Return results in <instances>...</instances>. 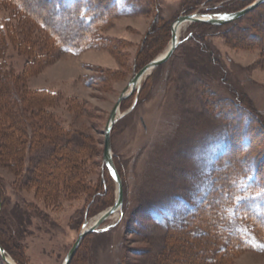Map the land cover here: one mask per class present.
I'll return each mask as SVG.
<instances>
[{
	"label": "rangeland",
	"instance_id": "obj_1",
	"mask_svg": "<svg viewBox=\"0 0 264 264\" xmlns=\"http://www.w3.org/2000/svg\"><path fill=\"white\" fill-rule=\"evenodd\" d=\"M213 2L119 0V15L99 33L106 47L82 54L55 48L40 28L0 9L5 25L0 90L7 86L21 98L12 109L22 118L23 132L33 123L49 136L32 147L26 144L18 164L0 158V237L15 245L14 253L26 264H63L84 225L114 206L118 187L103 159L107 123L139 69L169 49L174 21L192 9L226 6L222 11H230L255 0ZM42 3L50 8V1ZM32 6L33 12L44 13ZM166 21L171 23L169 33ZM194 24L184 25L180 41ZM229 24L206 29L201 43L197 32L180 43L122 103L124 117L112 131L122 209L84 239L71 264H264V245L256 239L250 240L251 250L227 256L229 251L219 249L206 255L211 238L203 224L177 236L168 230L172 224L186 226L206 198L235 122L240 134L248 127L256 132L253 155L264 164V3L225 33ZM24 42L33 50L22 46ZM93 76L103 80L91 84ZM41 90L55 94H43L41 104L27 103ZM251 113L260 121L252 120ZM6 115L1 108L0 119ZM53 135L60 138L59 145L78 151L76 171L58 176L56 193L32 180L37 165L52 153ZM215 221L213 217L207 223ZM212 257L215 263L209 262Z\"/></svg>",
	"mask_w": 264,
	"mask_h": 264
},
{
	"label": "trees",
	"instance_id": "obj_2",
	"mask_svg": "<svg viewBox=\"0 0 264 264\" xmlns=\"http://www.w3.org/2000/svg\"><path fill=\"white\" fill-rule=\"evenodd\" d=\"M45 1L51 2L50 8H47V5L43 4L42 0H35V3L31 0H0V9L10 11L11 16L13 15L17 20L19 19L24 25L30 23L36 29L40 28L57 49L82 54L100 46L106 47L103 40L99 38V33L119 15V0ZM213 1V5H216L215 0ZM32 5L42 9L44 13L33 12L31 10ZM225 7L211 6V8L207 7L208 9H202L200 12H203V14L235 13L246 8L242 6V8L237 10L222 11ZM193 12L195 10L192 9V11L187 13L192 14ZM1 14L0 45L4 46L5 34L3 30H5V25L2 24L4 18L1 17ZM242 19L227 25L228 28H226L225 33L231 32L232 29L234 30ZM11 20L12 18H8V22ZM164 24H167L169 33L171 31V23L166 21ZM213 27L217 28L219 26L207 23L194 24L192 27L193 32L184 38L181 43L187 42L196 32V39L201 43L206 29ZM164 29H166V26L155 28L151 35ZM197 30H202L203 33L199 35ZM24 45L26 48L32 49L31 44L24 42L22 46ZM147 48H149V45ZM32 52H27L30 54L31 59L34 57ZM200 52L201 54L204 53L205 49H200ZM101 77H91V84L102 81L103 78ZM38 93L41 95H30L27 103L41 104L44 100L43 94L46 93L53 96L55 94L48 90H41ZM20 99L17 92L15 90L9 91L7 86L0 90V109L3 108L8 111V115H6L8 121H4L6 117L0 119V158L10 163V165L12 160H15L17 164L22 161V154L25 147H27L26 144L29 145L28 147H32L34 145L31 144H39L37 140H43L42 137H49L41 126L33 123L27 128V131L24 129L26 134H23V128L21 127L22 118L20 115L15 114L12 109L13 103L16 100L21 101ZM254 114L251 113L252 120L260 121L258 115ZM24 121H26V117H24ZM28 122L30 123V121ZM239 127L240 125L235 122L229 128L227 146L216 160L210 191L204 201L193 211V214L189 215L187 225L172 224L168 227V230L177 236L179 232L189 231L190 226L203 224L210 232L209 234L208 231H204L205 236L211 238L208 244V253L207 251L204 252L206 255H209V252L215 255L219 249L222 252L229 251L230 254L227 256L237 252L241 253L244 250H251L250 240L252 238L264 245V169L261 168L264 164L258 161L255 154L253 155V136L256 132L251 133L252 127H248L246 134H244L245 132L240 134ZM260 130L264 135V122H262ZM19 132L23 137L21 140L18 139L20 136ZM51 137L52 153L48 157L43 158L42 162L37 165L36 169L38 168V170L32 180L42 190L56 193L58 176L76 171L78 151L69 147V145H59L60 138L54 135ZM33 141L35 142L33 143ZM109 178L113 181L110 174ZM98 195L100 194L97 193L92 200ZM213 217L216 219L215 224L210 225L207 221ZM195 235L199 238L202 237L200 233ZM0 245L18 264H26L23 259L14 253V244L11 246L8 240L0 237ZM215 249L217 250L215 251ZM214 258L209 262L215 263L216 258ZM0 264H8L1 255Z\"/></svg>",
	"mask_w": 264,
	"mask_h": 264
},
{
	"label": "water",
	"instance_id": "obj_3",
	"mask_svg": "<svg viewBox=\"0 0 264 264\" xmlns=\"http://www.w3.org/2000/svg\"><path fill=\"white\" fill-rule=\"evenodd\" d=\"M264 3V0H256L251 5L247 6L246 8L235 12V13H224V14H203L200 12H195L188 15H182L178 17L174 23L172 24V40L169 49L160 57L156 58L155 60L151 61L147 64L144 68H142L135 76L130 80L127 87L121 93L107 123L106 127V134H105V144H104V152H103V159L105 165L107 166L108 170L110 171L113 179L117 183L118 187V198L113 207L109 210L101 213L99 216L95 218V222L92 225H84L83 230L81 231L78 239L74 243L73 247L71 248L69 254L64 260L63 264H71L76 253L78 252L82 242L84 239L92 234L99 232L100 227L109 220L117 211L122 209L123 205V186L122 180L118 173V170L115 166L113 160V150H112V131L116 123L124 117V115H120L121 105L122 103L128 99L135 91H137L139 84L144 80V78L149 75L153 70L158 68L159 66L165 64L175 53L176 49L179 47L181 41L178 37V30L181 26L186 24H193V23H207L211 25L221 26L225 24L232 23L237 21L244 16L248 15L249 13L255 11L260 5ZM105 228L103 231H106ZM0 254L3 259L8 264H16L15 262L12 263L8 260L9 255H7L4 248L0 245ZM11 258V257H10ZM12 259V258H11Z\"/></svg>",
	"mask_w": 264,
	"mask_h": 264
},
{
	"label": "bare ground",
	"instance_id": "obj_4",
	"mask_svg": "<svg viewBox=\"0 0 264 264\" xmlns=\"http://www.w3.org/2000/svg\"><path fill=\"white\" fill-rule=\"evenodd\" d=\"M200 12V11H199ZM184 26H181L180 28H179V30H178V37H179V33H180V30L183 28ZM102 215V214H101ZM95 222V219H93L92 221H91V223H90V225H92L93 223ZM75 258V257H74ZM8 260L10 261V262H12V263H16V264H18L14 259H11L10 257H8ZM74 260V259H73Z\"/></svg>",
	"mask_w": 264,
	"mask_h": 264
}]
</instances>
